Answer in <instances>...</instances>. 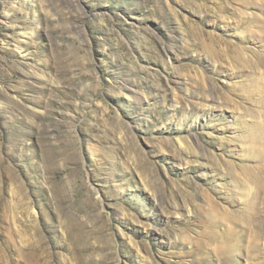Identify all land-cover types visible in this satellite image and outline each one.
<instances>
[{"label":"rangeland","instance_id":"374dc122","mask_svg":"<svg viewBox=\"0 0 264 264\" xmlns=\"http://www.w3.org/2000/svg\"><path fill=\"white\" fill-rule=\"evenodd\" d=\"M0 264H264V0H0Z\"/></svg>","mask_w":264,"mask_h":264},{"label":"bare ground","instance_id":"6f19581e","mask_svg":"<svg viewBox=\"0 0 264 264\" xmlns=\"http://www.w3.org/2000/svg\"><path fill=\"white\" fill-rule=\"evenodd\" d=\"M258 195V194H257ZM260 195V194H259ZM262 201H263V199H262Z\"/></svg>","mask_w":264,"mask_h":264}]
</instances>
